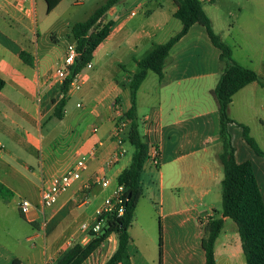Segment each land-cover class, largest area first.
Returning <instances> with one entry per match:
<instances>
[{"label": "crops", "instance_id": "0c3cea01", "mask_svg": "<svg viewBox=\"0 0 264 264\" xmlns=\"http://www.w3.org/2000/svg\"><path fill=\"white\" fill-rule=\"evenodd\" d=\"M148 1L134 2L136 11L139 8L142 12V16L136 19H133L136 13L129 15L132 9L125 11L118 2L101 19L102 23L111 20L113 25L109 34L93 51L89 68H93L96 59H100L107 67L106 76L100 80L96 76L91 77L84 72L87 67L76 76L82 79V85L87 84L84 90L86 94L96 88L100 89V96L89 113L100 122L101 130L93 133L92 128L96 126L90 127L82 135L72 157L67 154L60 156L54 152L45 155L40 152L42 125L56 118L53 110L62 91L60 82H51L58 63L46 66L48 54L52 50L39 56L35 51V57L32 56L23 44V36L17 26L23 24V20L35 24L38 0L27 1V4H31V17H23L14 11L9 15L0 14V77L5 81L0 90V105L25 122L30 129L24 136L7 129L5 131L15 146L23 145L28 151L37 153L38 170L35 171L29 165L24 168L29 169L39 181L41 178H49L58 174V170H67L79 153L100 142L87 168L65 192L57 196L55 203L47 208H40L37 203H33L37 206L27 217L21 215L17 206L22 196L16 192L17 186L14 184V179L20 177L19 171L11 164L14 156L7 152L8 159H0L4 166L0 173V183L12 193L7 199L0 197V221L7 219V214L14 211L18 218L32 225V238L42 239L41 251L35 244L32 247L36 249L31 251L28 245H24L31 237L28 227L24 228L22 224L16 223L21 234L1 229L0 236L9 239L12 250L0 240V264H54L71 246L88 241L89 237L80 229L81 224H77L76 219L82 215L92 219L96 208L116 187L118 174L131 161L133 146L125 133L124 144L128 142L131 145L129 157L126 149V153L113 165L105 166L106 159L117 146L110 134L113 120L130 107L128 83L131 75L137 71L136 60L145 56L156 44L173 36H168L164 41L156 40L157 33L163 30L166 23L162 12L163 4L155 0L154 5L147 6ZM169 2L173 15L176 4L172 0ZM203 9L211 21L213 31L222 38L221 32L215 30L204 4ZM191 35H194L195 43L190 44L181 55L174 52ZM135 41H145L148 44L139 50L140 43L136 44ZM22 51L33 58L32 64L21 59ZM65 51L66 49L63 55ZM137 51H144L145 54L137 55ZM219 54L220 50L211 42L205 27L193 23L169 49L162 75L159 77L148 70L137 89V121L140 105L149 109L140 120V134L143 139L147 137L156 141L160 148V160L156 168L146 162L144 164L140 196L148 201L150 208L146 205L140 212L137 201L128 229L127 251L130 264H159L158 232L154 223L156 217L161 225L160 264L205 262L201 247L205 226L211 217L221 216L220 182L223 169L218 156L222 147L217 101L213 94L224 66ZM127 65H130L129 69L122 68ZM117 66L122 68L123 74H119ZM73 92L67 93L66 97ZM75 106H79V103ZM263 109L264 85L259 81L248 83L232 96L227 113L233 122L228 124L227 129L236 162H251L264 198V156L257 155L252 150L236 124L247 123V119L253 114L262 117L258 110ZM67 117L68 112L64 108L63 117L58 120L63 121ZM145 119L152 126V130L148 132L143 122ZM80 120L78 118L76 122L79 123ZM2 129L0 124V130ZM101 173L108 178L107 186L94 182V177ZM90 193L97 197L93 210H81L89 202ZM115 247L116 235L111 233L81 264H103ZM214 256L216 264H245L237 226L227 216L223 217V225L214 242Z\"/></svg>", "mask_w": 264, "mask_h": 264}, {"label": "trees", "instance_id": "16d2710c", "mask_svg": "<svg viewBox=\"0 0 264 264\" xmlns=\"http://www.w3.org/2000/svg\"><path fill=\"white\" fill-rule=\"evenodd\" d=\"M43 1L47 13L60 2V0ZM118 1L105 0L85 20L72 26L71 32L77 55L68 67V74L60 87L63 96L58 100L53 110V116L57 119L63 117L69 84L75 75L91 61L93 51L109 34L113 22L108 20L102 23L101 19L106 11ZM172 1L176 4L173 15L181 22L180 30L165 42L156 44L145 56L136 60L137 71L131 75L128 83L130 107L123 113V116L131 119L126 131V138L133 146V151L129 165L116 178L117 184L123 186L124 195L127 197V200L123 202V212L120 215H109L101 229L96 233H91L86 243L74 244L54 264H81L111 233L116 235V247L103 264H130L127 251L128 229L131 226L136 204L142 192L141 176L147 154V142L140 134L136 117V92L148 70H152L159 77L162 75L169 49L188 31L193 23H199L205 27L211 42L220 50L219 59L224 63L223 70L213 89L217 101L220 122L219 137L222 147L218 156L223 169V177L220 182L221 216L211 217L205 226V233L201 238V247L205 255L204 264H216L214 242L223 225L224 216L231 218L237 226L245 264H264V198L251 162H236L234 147L227 129L228 124L233 122L227 113L232 96L248 83L259 81L261 85H264V80H259L253 69L233 60L231 47L213 31L211 21L203 9L201 0ZM20 57L27 64L33 63V58L24 51L20 53ZM4 84V79L0 77V90ZM236 124L241 128L245 142L257 155L264 156V152L250 135L248 126L239 122ZM11 194V191L0 183V197L7 199ZM161 244V226L158 222L159 264Z\"/></svg>", "mask_w": 264, "mask_h": 264}, {"label": "rangeland", "instance_id": "374dc122", "mask_svg": "<svg viewBox=\"0 0 264 264\" xmlns=\"http://www.w3.org/2000/svg\"><path fill=\"white\" fill-rule=\"evenodd\" d=\"M105 0H60L55 9L49 13L45 10V2L38 0L35 9V24H31L28 20H23V24H17L20 35L23 36V44L27 46L28 51L35 57L42 54L47 50H52L48 54L47 67L51 64L61 63L63 58V51L69 44L73 43V35L71 32L72 26L80 21L85 20L99 5L103 4ZM135 1L137 0H119L118 5L125 8L129 12L135 8ZM163 4L162 12L164 13L163 30L157 33L156 40L164 41L168 36L176 34L181 27V22L175 18L171 11V4L169 0H157ZM155 4V0H149L147 6ZM202 4L213 20L215 30L221 32L222 40L226 42L232 51V58L236 62L243 64L256 71L258 78L264 80V0H203ZM142 16L141 10L138 8L136 11L137 17ZM140 43L139 50L144 47L148 42ZM194 35L186 38L182 43L177 46L174 52H179L181 55L187 50L190 44H194ZM201 45V44H200ZM38 47V50L35 48ZM144 51H137V55L145 54ZM119 74H123L122 68H130L117 66ZM84 72L91 77L96 76L98 79H103L106 76L107 67L102 60L94 62L93 68H86ZM87 84L80 85L81 88L75 90L71 95L67 96L64 108L68 112V117L60 121L57 118L46 121L41 129L42 149L41 153L47 155L54 152L57 155H69L72 157L74 150L77 148L78 142L82 135L86 134L88 129L92 126L97 127V133L101 130V125L90 113L89 110L93 107L95 102L100 96V89L96 88L86 94L84 92ZM79 106H75L76 103ZM32 106V104H31ZM258 109V107H257ZM260 116L255 114L250 115L247 123H244L249 128L250 135L257 142L258 146L264 151V109ZM148 107L140 105L138 111V125L142 133L141 118L144 113H148ZM80 118V122L76 120ZM263 118V119H260ZM0 124L3 129L0 130V142L3 148L0 150V159H8L7 152L13 154L11 161L12 166L15 167L20 173V177L14 179V184L17 186L16 192L30 200L32 203H38L39 200V185L40 181L34 178L29 169L24 166H31L35 171L38 170L37 166V153L28 151L23 145L15 146L5 129L12 131L17 135L24 136L27 132L28 126L25 122L21 121L15 114L10 113L0 105ZM77 124L80 126L78 127ZM53 128V130H52ZM124 147L127 149V157L131 151V145L126 142ZM4 170V166L0 163V173ZM63 171L58 170L57 173ZM97 201L94 193H90L89 202L82 206L89 212L93 210ZM149 203L142 196L138 199V209L145 208ZM30 215V214H29ZM8 218L0 221V234L1 229L11 230L17 234H21L18 225H23L24 228L28 227L30 240L24 244L28 245L32 251V246L35 244L39 251H41L42 239L32 238L33 227L30 223H26L22 218H18V214L14 211L7 214ZM91 219L87 215L79 216L76 219L77 224L82 222H89ZM231 221V220H229ZM159 219L156 217L155 226L158 232ZM17 223V224H16ZM161 226V225H160ZM22 234H25L22 233ZM0 240L10 248V241L6 237H1ZM25 243V242H24ZM11 249V248H10ZM12 250V249H11ZM16 251V249H13Z\"/></svg>", "mask_w": 264, "mask_h": 264}, {"label": "built area", "instance_id": "2783aa9c", "mask_svg": "<svg viewBox=\"0 0 264 264\" xmlns=\"http://www.w3.org/2000/svg\"><path fill=\"white\" fill-rule=\"evenodd\" d=\"M28 0H0V14L9 15L11 11L16 12L17 14L23 17H31L32 8L31 4H27ZM136 8L132 9L129 12L130 16L135 15ZM77 55V51L75 48V43L69 44L66 48L65 54L61 60L60 64H57L54 71V77L51 82H60L62 81L68 74V67L73 63L75 56ZM87 68L91 67V63H87L85 66ZM78 74V73H77ZM75 75L69 87L67 89V93L70 91H75L79 89L82 79H78ZM63 96V92H61V97ZM39 99V97H38ZM131 119L119 115L113 120L112 129H111V137L116 143V148L111 151L109 157L105 161V166L113 165L120 157H122L126 153V148L124 147V136L128 129ZM144 126L146 131L152 130V126L148 119H145ZM97 127L92 128V132H96ZM146 133V132H145ZM147 154L145 162L156 168L159 164L160 160V148L155 140L147 138ZM100 142L95 143L85 152H81L78 154L74 163L64 172L53 175L49 178H41L40 185L38 189L39 193V206L40 208H47L55 203L57 196L65 192L70 185L76 181L81 173L87 168L88 162L92 159L96 154L97 146ZM3 148L2 143L0 142V150ZM104 173L98 174L94 177V182L100 183L102 186L108 185V178L103 175ZM127 200V197L124 195V189L122 185L117 184L114 190L110 195H108L103 202L96 208L92 219L89 222H83L80 225V229L86 232V235L90 237L91 233L98 232L104 222L106 221L109 215L117 214L120 215L123 212V202ZM19 212L27 217L37 205L33 204L27 198L21 197L17 203Z\"/></svg>", "mask_w": 264, "mask_h": 264}]
</instances>
